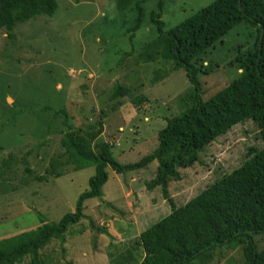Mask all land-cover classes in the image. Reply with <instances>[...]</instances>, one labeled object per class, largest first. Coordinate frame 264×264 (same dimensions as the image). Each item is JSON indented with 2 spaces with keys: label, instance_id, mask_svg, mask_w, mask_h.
Segmentation results:
<instances>
[{
  "label": "rangeland",
  "instance_id": "1",
  "mask_svg": "<svg viewBox=\"0 0 264 264\" xmlns=\"http://www.w3.org/2000/svg\"><path fill=\"white\" fill-rule=\"evenodd\" d=\"M214 1L163 0L160 14L165 30ZM114 2L57 0L52 17H37L10 32L0 29V170L6 169L9 154L15 157L9 178L0 176V240L35 229L40 216L58 223L76 211L79 195L89 187L94 167L77 172L68 167L58 179L47 177L49 182L34 178L45 175L53 159L64 161L57 157L63 153L65 117L56 112L64 109L74 129L100 121L101 139L112 144L113 158L120 165L136 163L154 151L165 119L179 115L174 101L188 87L183 70H171L170 63L160 60L145 63L139 56L157 35L150 21V14L159 12L157 2L145 4L137 30L132 25L134 14L122 17ZM256 35V29L239 24L207 50L209 59L202 61L212 72L201 78L203 99L237 78L235 58L252 50ZM162 75L166 77L160 82H152ZM117 85L128 87L126 97L113 99ZM141 96L145 101L134 105L133 99ZM17 138L23 142L3 149ZM254 147L263 145L250 120L215 139L198 153L196 163L179 169L178 181L169 182L167 189L176 206L242 165L248 149ZM156 170L155 161L121 174L107 167L101 198L84 201V218L70 225L62 243L51 241L41 255L51 256L52 264H112L111 255L133 245L142 231L170 213L161 189H147ZM22 177L28 184L20 182ZM253 241L258 250L264 249V234ZM241 245L235 242L206 252L193 263L240 264ZM141 253L140 249L137 264ZM21 264H29V258Z\"/></svg>",
  "mask_w": 264,
  "mask_h": 264
},
{
  "label": "trees",
  "instance_id": "2",
  "mask_svg": "<svg viewBox=\"0 0 264 264\" xmlns=\"http://www.w3.org/2000/svg\"><path fill=\"white\" fill-rule=\"evenodd\" d=\"M114 1L122 17L134 14V30L141 26L145 4L157 2L159 12L150 14L156 38L144 45L139 56L145 63L160 60L170 63L171 70H183L188 87L174 101L179 115L165 119L166 125L158 133L154 151L136 163L120 165L113 158L112 144L101 139L100 121L84 129H74L72 117L64 109L56 112L58 117H65V132L60 141L63 153L57 157L64 161L53 159L46 174L34 178L49 182L47 177L58 179L68 167L74 172L94 167L95 173L88 181V189L79 195L74 213L65 215L58 223L40 216V226L35 229L1 239L0 264H21L26 257L29 264H52L53 258L41 255L40 251L53 240L64 241L70 225L84 218V201L101 198V189L108 179L106 168L121 174L146 168L154 161L157 162L156 177L147 189H161L170 213L142 231L133 245L111 255L114 256L112 264H137L140 249L142 258L138 264H196L193 261L198 256L235 242L244 244L240 264H264V249L258 250L253 241L254 236L264 234V0H215L169 30H165L161 21L163 0ZM56 10L57 0H0V29L10 32L37 17H52ZM239 24L256 29L255 45L246 55L235 58L240 71L237 78L203 99L205 90L201 78L210 74L212 68L204 65L202 57L207 61V50ZM165 77L158 76L152 82L156 84ZM128 93V87L117 85L113 99L126 97ZM144 101L145 97L141 96L132 102L137 105ZM101 116L105 117V113ZM248 120L258 128L263 147L249 148L248 158L242 165L184 205L176 206L167 188L170 181L180 179L179 169L191 167L206 146ZM21 142L17 138L3 149ZM14 160V155L9 154L4 162L6 169L0 170V176L9 178L7 174ZM26 171L30 173L29 169ZM20 182L28 184L24 177Z\"/></svg>",
  "mask_w": 264,
  "mask_h": 264
}]
</instances>
